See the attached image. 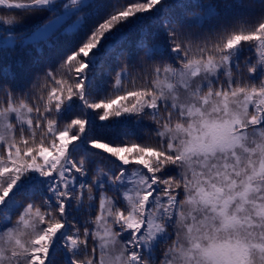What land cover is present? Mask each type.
<instances>
[{"label": "snow or ice", "instance_id": "obj_1", "mask_svg": "<svg viewBox=\"0 0 264 264\" xmlns=\"http://www.w3.org/2000/svg\"><path fill=\"white\" fill-rule=\"evenodd\" d=\"M238 2L239 13L212 23L200 21L213 10L198 7L188 10L187 23L163 20L164 51L142 48L128 58L120 47L121 62L102 85L94 69L116 50L121 30L165 3L112 0L59 50L50 70L31 73L20 87L0 82V264H253L252 249L264 260V243L241 235L251 225L227 214L228 201L218 214L234 237L208 236L202 246L203 237L178 225L184 189L169 186L171 177L184 180L173 163L181 159L174 136L195 133L184 153L204 156L234 153L249 142V132L264 138V0ZM0 6L23 17L19 23L0 19L6 33L51 14L33 40L85 11L81 0H0ZM209 89L223 97L225 110L229 97L238 98L239 111L223 121L204 119ZM161 112L172 113L169 124L200 119L174 132L163 119L156 122ZM126 118L145 124L143 133L98 130ZM216 200L201 193L194 203L216 211ZM185 232L195 241L191 249L184 247Z\"/></svg>", "mask_w": 264, "mask_h": 264}, {"label": "clouds", "instance_id": "obj_2", "mask_svg": "<svg viewBox=\"0 0 264 264\" xmlns=\"http://www.w3.org/2000/svg\"><path fill=\"white\" fill-rule=\"evenodd\" d=\"M0 19L11 20L13 23L22 22L23 17L13 12H0ZM187 54V53H186ZM195 57L189 63H195ZM187 66V65H185ZM149 94H154L157 100L163 98L162 93H154L153 89H148ZM212 90L205 93L209 105L201 108L203 118L208 120H227L231 115L239 111V99L229 97L227 109L223 107V97L212 96ZM172 113L161 112L160 118L165 121V126L172 128L175 132L177 126L186 131L197 126L196 120L189 118L187 122L174 119L170 124L167 116ZM184 115H187L185 113ZM149 119V117H145ZM192 135H181L179 138L174 136L176 143L174 148L181 154V159L173 163L178 171L184 174V180L178 177L169 178V186L173 189L183 188L185 196L180 200L181 210L179 212L178 225L191 228L192 237H203L199 242L202 246H207L208 236L214 235L219 241L224 242L234 237L232 230L225 231L222 227V220L218 214L223 207L224 201H228L227 214L235 216L245 224H250L244 233L254 244L264 243V138L252 136L249 132L248 141L241 142V145L234 153H216L214 156H204L198 153H184V145L193 140ZM206 193L216 197V211L211 204L194 203L198 201L200 194ZM190 221L185 225V220ZM182 238L187 240L185 248H193L194 240L188 239L185 232ZM174 244V242H173ZM180 251V249H177ZM196 254L195 252L193 253ZM253 264H264V260L259 258L256 249H252ZM176 264H183L177 261ZM192 264H197L194 260ZM200 264H204L201 260Z\"/></svg>", "mask_w": 264, "mask_h": 264}, {"label": "trees", "instance_id": "obj_3", "mask_svg": "<svg viewBox=\"0 0 264 264\" xmlns=\"http://www.w3.org/2000/svg\"><path fill=\"white\" fill-rule=\"evenodd\" d=\"M81 1H83L81 6L85 11L79 15L82 22L75 30L66 29V26L73 21L67 19L57 32L44 40H36L35 42L21 40L31 34L38 25L46 23L51 18L50 13H40L32 16L26 19L23 24L16 26L11 32L6 33L3 28H0V33L12 35L11 39L14 41L13 45L3 46L0 44V82H11L20 87L27 82L31 73L48 69V66L56 59L59 50L66 51L65 45L73 40L88 23L99 19L112 2V0ZM193 7H198L201 12L204 8L213 10L210 15L201 17V24L205 22L212 23L220 16L234 15L242 10L238 0H165L159 12H153L151 15L145 14L143 18L135 20L121 30L117 38L116 50L111 55L102 58L101 65L94 69L100 83L103 85L109 79L108 73L121 62V58L118 56L120 47L126 49L128 58H134L138 54H142V48L155 47L158 51L163 52L166 34L161 22L165 19H172L187 23L190 20L188 10ZM6 11L9 10L0 6V12ZM247 11L249 14L255 15L258 10L248 9ZM74 16L71 15V18ZM101 67L105 69L103 72ZM112 82L114 83V81ZM97 127L101 133L127 131L133 135H141L145 124L126 118L123 124L117 123L110 127L97 125ZM56 258L58 261L60 260L58 257Z\"/></svg>", "mask_w": 264, "mask_h": 264}, {"label": "rangeland", "instance_id": "obj_4", "mask_svg": "<svg viewBox=\"0 0 264 264\" xmlns=\"http://www.w3.org/2000/svg\"><path fill=\"white\" fill-rule=\"evenodd\" d=\"M81 2H83V1H81ZM84 2H85V0H84ZM74 17L71 18V15H70L69 17L66 18V20L67 19L68 20H73L72 22H70L66 26V29H69V30H72L73 29V30H75V29H77L80 26L79 23L82 22L80 20L81 17L80 16H76L75 18ZM73 25H79V26L76 27V28H73ZM1 34H3V35H1ZM33 34H34V31L30 35L23 37L21 40L24 41V42L34 41L32 39ZM11 37H13V36L12 35H8L6 33H0V44H2L3 46L13 45L14 44V41H13V39H11ZM56 257H58L59 259H61V255L59 253H57V256Z\"/></svg>", "mask_w": 264, "mask_h": 264}]
</instances>
